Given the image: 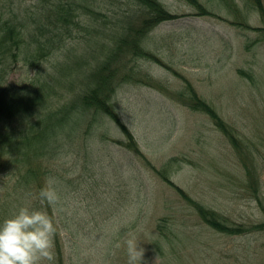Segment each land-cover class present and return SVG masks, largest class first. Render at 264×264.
<instances>
[{"label":"rangeland","instance_id":"1","mask_svg":"<svg viewBox=\"0 0 264 264\" xmlns=\"http://www.w3.org/2000/svg\"><path fill=\"white\" fill-rule=\"evenodd\" d=\"M47 1L0 0V9L6 17L31 23L26 12ZM161 1L178 15L148 35L146 45L162 63L143 58L133 63L136 81L122 83L113 98L140 152L127 146V137L107 114L88 127L94 109L80 114L79 106L65 130L46 141L56 153L51 156L49 149L42 161L53 184L62 183L66 193L58 198L63 213L57 207L54 213L65 264H264V231L227 235L209 227L157 172L170 162L176 184L230 221L264 220L254 195L257 188L264 200V35L254 29L263 26L260 12L251 0H199L210 11L206 15L186 0ZM96 4L97 13L85 15V28L67 43L69 59L77 55L94 65L128 20L142 14L132 0ZM65 53H60L63 61ZM24 55L8 59L9 81L26 83L31 76ZM58 58L52 56L46 67L53 71L50 63ZM85 73L66 77L52 108L74 99ZM67 80L75 92L63 88ZM189 87L238 130L242 144L235 146L207 113L186 104L180 93L188 95ZM36 117L13 125L37 131L39 124L31 128ZM9 178L15 179L0 169V193ZM162 218L168 225L159 248L155 239ZM17 226L8 224L11 231ZM23 253L33 252L18 251ZM40 253L42 264H55L47 250Z\"/></svg>","mask_w":264,"mask_h":264},{"label":"trees","instance_id":"2","mask_svg":"<svg viewBox=\"0 0 264 264\" xmlns=\"http://www.w3.org/2000/svg\"><path fill=\"white\" fill-rule=\"evenodd\" d=\"M49 1L43 2L32 13L26 12L25 15L31 23H26L22 17L18 16L16 20L6 17L4 15L6 12L0 9V169L5 168L12 177H15L12 182H10L11 178L4 181L3 192L0 193V226L8 219L3 223L5 227L0 233V264H42L40 261L44 256H41L40 252L43 250H47L49 258L55 264H65L61 227L54 213L56 207L63 213V206L58 205L60 203L58 198L65 199L66 193L61 191L64 187L63 185L60 188L62 183L53 184L51 170L42 161L45 160L44 155L49 152V149L51 156L56 153V149L52 150L46 141L52 135L58 134L60 129L65 130L70 124L67 121L68 118L72 119L73 112L79 106L82 110L79 111L80 114L94 109L95 114L89 121L90 128L95 121H101L103 114L110 116L127 137L129 141L127 146L139 153L140 148L133 133L115 109L114 94L122 83L136 81V72L132 68L135 65L133 63L139 59L162 63L160 56L146 45L148 35L160 23L178 17L161 0H132L141 8L142 14L139 19L133 22L128 20L121 32L115 35L114 41L106 44L108 51L104 58L92 65L87 64L90 61L86 59L83 61L77 55L69 59L70 48L67 47V43L79 37L85 28V15L97 13L92 5L97 6L96 3L100 5L106 1L117 0ZM186 1L197 7L200 14L210 13L199 0ZM222 1L228 4L231 0ZM251 2L260 12L263 21L262 27L254 29L262 31L264 35V2L263 0H251ZM31 24L34 27L29 28ZM244 25L246 28L253 29L250 24ZM63 49L66 52L64 61L60 54L64 52ZM23 53L25 54L24 63L32 70V74L26 83L11 82L8 80V75L12 65L8 59L13 58L17 61ZM123 53H125L124 58ZM55 54L60 58L54 64L50 63L53 68L51 71L45 64ZM84 72H86L85 80H83L84 87L80 92L74 90L75 85L72 82L69 83L67 80L66 84L64 83L63 88L68 89L69 92L76 91L74 99L60 107L52 108L53 98L60 91L58 86L66 80L67 76L72 79ZM240 72L249 75L243 70ZM180 94L183 95L187 105L207 113L235 146H238L240 142L242 144L238 130L200 98L192 87H189L188 95ZM30 116H38L37 122L30 126L34 129L39 124L41 126L39 130H27V127L20 128L13 125L15 121L22 125L23 121ZM71 127L73 129L77 126ZM30 154L36 156L30 158ZM169 163L157 172L163 180L175 188L209 227L227 235L264 231V220L235 223L223 213L193 198L171 179ZM247 169L251 174V169L249 167ZM254 195L264 216V200L257 188ZM14 220L18 225L20 224V228L17 226L11 231L8 224L16 223ZM167 225L166 219L162 218L157 226L158 234L155 242L159 248L158 238L166 236ZM155 231L154 234H156ZM26 249H31L32 256L28 253L18 254L19 250L26 251Z\"/></svg>","mask_w":264,"mask_h":264}]
</instances>
